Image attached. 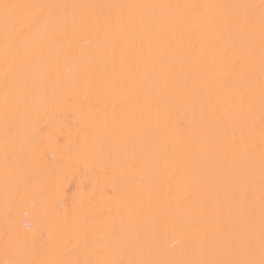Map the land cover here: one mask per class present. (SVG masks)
<instances>
[{"label": "bare ground", "instance_id": "6f19581e", "mask_svg": "<svg viewBox=\"0 0 264 264\" xmlns=\"http://www.w3.org/2000/svg\"><path fill=\"white\" fill-rule=\"evenodd\" d=\"M13 3H65L97 5L131 4H258L259 0H8ZM135 11V10H133ZM159 12L161 10H155ZM166 11V10H165ZM188 20L182 32L163 29L156 37L167 45L166 55L151 56L137 33L124 40L112 54L116 69L101 50L106 66L97 72L75 75L71 61L59 65L60 81L50 72L45 83L57 86L58 95L70 97L66 103L45 104L33 126L27 128L35 141L18 153L15 169L6 168L3 158L4 129V55L0 36V261L9 258L6 244L18 245L28 258L74 259L76 248L81 259L97 258L96 244L102 241L114 253L143 241L145 256L154 260L190 258L195 247L208 233L222 226L218 239L230 238L228 226L254 211L259 221L260 169L258 162L261 140L259 41L250 61L234 67L219 64L218 55L226 58L235 51L232 42L217 33L213 26L201 23L203 9L186 10ZM255 11L258 12V9ZM118 15L113 10L112 19ZM103 18H101V23ZM76 40V48L96 52L100 37L95 29L85 35L69 34L67 42ZM34 60L30 54L10 64L9 75L23 73ZM193 69L191 89L183 83V73L171 90L183 97L175 107L150 103L144 90L135 86L144 78L138 65L145 61ZM214 82L204 72L217 67ZM128 76L123 90L114 88L115 76ZM249 74L251 83L249 84ZM68 81L67 87L63 81ZM231 81V94L221 97L216 88ZM75 93V95H73ZM253 98L248 122L241 123L232 103ZM91 103L100 120L85 114ZM127 108L130 123L120 116ZM105 121L107 126H105ZM117 136L112 140L113 124ZM189 134L185 135V130ZM241 129L255 145L257 161L250 167L245 151L226 143L235 130ZM85 133L87 134L85 137ZM136 135L135 143L126 136ZM106 141H108L106 143ZM119 143V147H117ZM166 143L175 146L165 150ZM103 151L119 152L122 162L106 164ZM196 177H199L197 180ZM255 190L254 196L250 190ZM184 215L181 225L177 217ZM204 222L196 223L198 217ZM183 254V255H182ZM121 258H127L126 253Z\"/></svg>", "mask_w": 264, "mask_h": 264}, {"label": "snow or ice", "instance_id": "6c2138e0", "mask_svg": "<svg viewBox=\"0 0 264 264\" xmlns=\"http://www.w3.org/2000/svg\"><path fill=\"white\" fill-rule=\"evenodd\" d=\"M203 9L205 14L201 17V23H207L214 27L221 36L232 42L235 51L230 57L218 55L219 64L230 62L233 67L242 60L247 62L255 53V43L259 41L260 72L264 78V0L258 4H131V5H97V4H65V3H13L8 0H0V36L3 38L4 55V97H3V158L6 168L15 169L18 163V153L22 152L25 145L34 142V134H28L27 128L33 126L40 114V109L45 104L66 103L70 97L57 94V86L51 81L45 83L50 72H55L57 82L60 81L59 65L71 61V72L74 74L72 88L76 87L75 75L81 72L87 73L89 68L102 71L106 64L101 59V50L108 56L115 71L116 65L111 57L120 47L121 43L133 34H141L142 42L147 40L146 48L151 56L166 55L167 45L160 41L156 43V37L161 30L165 32L171 28L174 32H182L188 20L186 10ZM258 9V12L255 11ZM113 10H117L116 19H112ZM135 10V11H133ZM155 10H161L156 12ZM166 10V11H165ZM101 18L103 22L101 23ZM95 29L100 41L96 45V52L91 53L87 49L76 48V40L69 44L67 37L72 34L83 36L89 29ZM31 55L34 60L25 65L23 73L15 76L9 75L10 64L20 62L26 55ZM209 65L205 69V76L209 82H214L219 75L218 68ZM145 73L144 78L135 86L144 90L150 103L159 106L175 107L183 102V97L174 94L171 90L173 83L183 73V83L189 86L191 94V76L193 69L184 64L174 65L170 60L167 64L157 65L155 62L145 61L138 65ZM135 82V74L124 76L117 75L114 79V88L123 90L128 82V76ZM251 74H249V84ZM68 81H63L67 87ZM231 81L216 88L221 97L231 94ZM75 95V93H73ZM233 102L241 123L248 122V117L253 110V98L246 102ZM260 112H261V140L259 146L258 162L260 169V212L257 221L254 211L238 222L228 226L230 238L220 242L218 234L222 226L218 225L216 232L208 233L204 239L193 249L190 258L171 260H154L145 256L143 241H137L129 247L121 248L114 253L111 247L102 241L96 244L98 253L95 259H81V250L76 248L74 259H48L35 260L19 249L18 245L9 242L6 244L8 259L0 261V264H264V79L260 87ZM86 116L93 120H100L98 110L91 108L89 102L85 108ZM120 116L125 124L129 113L127 108L121 110ZM105 126L107 122L105 121ZM189 132L186 129L185 135ZM85 133V137H86ZM117 136L115 122L108 140ZM137 137L133 133L126 136L128 143H135ZM108 141H106L107 143ZM226 143L234 149L245 151L250 167L254 168L257 157L255 145L250 142L241 129L237 135L235 130L228 137ZM119 147V143L116 145ZM165 150L169 153L175 151V146L166 143ZM106 164L122 162L119 152L113 149L103 151ZM198 180L199 177H196ZM254 188L250 194L254 196ZM184 215L177 217V221L183 225ZM205 217H198L195 222L203 223ZM126 253L127 258H121ZM183 255V254H182Z\"/></svg>", "mask_w": 264, "mask_h": 264}]
</instances>
